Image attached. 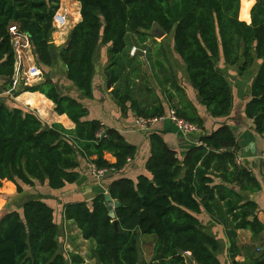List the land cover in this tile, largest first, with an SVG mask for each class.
<instances>
[{"label":"trees","instance_id":"trees-1","mask_svg":"<svg viewBox=\"0 0 264 264\" xmlns=\"http://www.w3.org/2000/svg\"><path fill=\"white\" fill-rule=\"evenodd\" d=\"M74 1L79 4L80 21L69 31L65 44L56 48L50 41L61 0H0L2 91H11L8 96L12 97L40 93L53 103L57 115H65L74 125L71 130L60 124L48 126L15 104L8 107L0 98V187L3 182L8 189L13 184L17 194L37 184L56 191L76 183L80 158L90 160L89 171L93 165L106 168V176H116L132 161L136 147L116 129L87 119V108L75 96L87 101L94 98L92 79L100 46H108L106 73L113 86L125 71L127 37L134 34L143 43L154 30L171 35L173 53L184 64L199 104L212 118L227 119L233 108L232 90L218 68L220 57L226 66H238L240 75L254 60L261 61L244 115L254 133L264 137V0H255L253 6L252 0ZM238 14L242 20L250 16V23L239 21ZM11 26L28 37L38 68L46 75L59 62L61 77H43L36 85H21L14 91L11 83L16 60ZM155 44L142 50L147 48L145 57L152 71L164 70L159 93L167 100L165 93L171 88L183 96L181 107L171 108L200 129L196 134L200 135L199 144L179 159L160 134L149 133L148 176L139 175L135 181L120 176L106 188L118 204L113 209L114 218L109 217L105 194L101 193L90 203L64 204L62 220L71 222L84 241L94 243L97 264H143L140 236L155 238L150 264H189V260L193 264H222L224 247L230 264H264V227L257 219V205L250 199L261 187L249 169L237 166L239 144L226 124L210 133L202 132V119L163 66L168 62L165 46ZM133 59H138L137 55ZM109 94L124 113L127 95L119 87ZM169 110H164L157 97L137 116L151 119ZM106 154L113 163L104 158ZM43 199L40 194L26 199L20 212L0 216V264H83L77 253L70 255L69 263L66 260L60 246L59 212ZM201 214L222 227L225 244L204 231L197 217ZM238 231L251 233L250 242L258 247L257 254L239 247ZM241 256L243 260L237 261Z\"/></svg>","mask_w":264,"mask_h":264},{"label":"crops","instance_id":"crops-1","mask_svg":"<svg viewBox=\"0 0 264 264\" xmlns=\"http://www.w3.org/2000/svg\"><path fill=\"white\" fill-rule=\"evenodd\" d=\"M254 3L255 0H252V6ZM61 6L63 5H60V7ZM76 11H79L78 3H76ZM78 17L79 18L78 20H75L74 25L70 27L67 32H65L67 35L68 32L80 21V15H78ZM238 20L249 24L250 16H248V20H242L238 14ZM56 32L59 36L58 41L62 39V41L57 42V46L59 47L65 44L67 38H62V36L65 34L63 31L56 30ZM129 36L132 42L129 44V40L127 43L129 52L128 57L124 61L125 71L122 73L121 79L113 84L110 90L106 89L108 81L106 68L108 66L107 61L110 59L108 57V59L106 58V60H103L104 57L101 54L99 59H96L94 66V76L92 79L94 98L90 101H87L80 97V95L78 96L76 92L75 93L78 97L75 95L74 96L82 105L87 108V119H96L102 125L116 129L120 134L123 135L128 143L136 147V155L121 172L116 174V176L109 174L108 176L100 179H96L90 174V160L80 158L77 169L79 177L76 183L68 185L63 189L52 191V194L47 192L46 195L52 196L53 200L43 199L47 205H53L55 210L59 212L58 217L60 220H62V207L64 204L82 201L90 203L97 194H107L106 188L113 179L121 176L135 181L139 175L148 176V174L145 172V163L149 153V133L157 132L160 134L168 148L175 151L179 159L183 158L190 148L197 145V139L200 135H190L183 137L178 134L173 125L168 121L158 123L146 131H138L135 127L133 119L138 117V111L149 108L157 97L163 105L164 110H167L172 109L171 105L180 108L183 96L171 88H168V92L165 93L167 100L164 95L159 93L160 88L158 83L160 81V76H164V70L159 67L155 68V71H152V68H150L145 57L147 48L142 50L143 46L149 47L148 42L150 38L148 37L142 43L134 34ZM156 38L157 37L155 36V46L161 43L166 49H164V51L165 54L167 53L166 57L168 62L163 64V66L165 70L167 69L169 76H172L177 84L184 89L187 99L196 109L200 119H202L204 123V131L202 132L210 133L211 130H216L220 124L224 123L230 128L236 137L240 148L237 156L243 167L249 169L252 172L261 187L258 193L250 196V199L257 205V219L258 222L264 227V155L261 154L264 137H260L254 133L252 129V123L248 121L244 115L245 104L250 97V85L257 73L261 61L254 60V63L247 70V72L240 75L238 72V66H226L224 64V59L220 57L218 68L222 71L225 80L228 82L232 90L233 108L229 118L216 119L212 118L206 109L199 104L196 93L188 81L184 64L180 61L178 56L173 53L171 35H165V37L161 40H157ZM132 49H135V55H137L136 53L138 51H141L142 55H137L138 59L132 60V56H130ZM143 51H145V53ZM139 63L142 64V67L140 68L137 67ZM21 64L22 67H18L14 74L15 78L18 79L19 82L14 88V91L21 89V72L25 73L27 66L31 65V63H27V58L23 59ZM0 82L1 85L4 84L2 79H0ZM39 82L41 81L35 80L32 84L35 83L34 85H36ZM61 84L62 80H60V82L56 85L60 87ZM117 87H119L120 91L124 92L128 98L125 103L124 113L120 111L119 107L116 105V102L109 94L114 88ZM71 92H73V88H71ZM8 95L10 94L4 92V95H1L0 98L6 97ZM15 102L16 107L25 113L29 112L34 114L38 119L48 126H51L52 124H60L66 130H71L74 128L73 123L65 115L59 116L54 112L53 103L47 100L40 93H20L16 96ZM104 158L109 163L114 162V159L108 154H106ZM24 192L25 191L23 189V193ZM197 217L201 222V225L204 227L205 232L212 233V235L215 236L219 241H223L224 244L226 243L221 226L212 224L210 222V218L205 214H201ZM59 226L61 230L63 228L62 239L65 246L63 247L64 251H66V247H71V242L74 241V238L78 240L79 237V242L81 243L74 248L79 249L82 244H87V241H84L83 239L82 240L84 243H82L80 236L77 235L79 233L77 229H75L74 233L70 232L72 229L71 227H75L71 222L62 220L59 222ZM237 235L239 238L238 245L240 247L243 246L241 241L245 242V240H241V237H246V239L248 238V241L250 242L251 233L249 231H238ZM262 236L264 240V232L262 233ZM223 250L224 252L220 255L222 264H230V260L226 255L225 247ZM69 252L75 253L76 251L74 252L72 249H70ZM78 254L81 255L80 253ZM242 260L243 257H237V261Z\"/></svg>","mask_w":264,"mask_h":264},{"label":"rangeland","instance_id":"rangeland-1","mask_svg":"<svg viewBox=\"0 0 264 264\" xmlns=\"http://www.w3.org/2000/svg\"><path fill=\"white\" fill-rule=\"evenodd\" d=\"M60 5H63V6H61L63 8L60 7L58 12L65 14V17H64L65 22H64V25H62V27H60V25H58L59 29L55 28L56 24L54 25V22H53L54 28L52 29L53 32H52L51 39H52V44H54L56 46V48L58 47L57 42L62 41V39L60 41H58L59 36L57 35L56 30L63 31L64 33L67 32L68 29L74 25L75 20L79 18L78 15H80L79 11H76V2L74 0H61ZM151 35H152V37H150L148 45H151L154 42L155 35L152 32H151ZM67 36H68L67 33H65L62 36V38L65 39V38H67ZM164 37H165V34L161 38H156V39L161 40ZM129 40H130V36L127 37L126 42L128 43ZM131 42L132 41L130 40L129 44H131ZM107 47L108 46H100V55L101 54L103 55V57H104L103 60H106V58L108 59ZM40 72H41V75L39 76V80H37V81H43V77L47 78V76H49L52 79H54L55 77H61L62 68H61L60 63L57 62L56 65L51 70L46 71V75H45V73H43L42 70H40ZM34 84H31V85H34ZM2 85H1V89L3 87ZM31 85H29V86H31ZM106 89H107V87H106ZM1 98L2 99L4 98L6 100L8 107L13 108L12 106L14 104L16 106V102H15L16 97L8 96V97H1ZM181 105H182V103H181ZM198 144H199V142H197V145ZM235 162H236L238 167H243L239 158L235 157ZM5 185H6V182H3L2 186L0 187V216L9 212V211L20 212V210H21L20 207H21L22 203L24 202V200L29 199V198H34L36 196H39V194L46 199H52V196L46 195L47 192L52 194V191L48 190L47 187L38 186V184L32 188L25 187L24 188L25 192L24 193L22 192L21 194L16 193L15 186L13 184H11L10 189L6 188ZM71 228L72 229L70 230V232L74 233L76 228L73 226ZM61 234L63 237V228H62V233L59 232V235H60L59 239H60V246L62 247L61 249H62L68 263H69L70 255L74 254L73 252H69V250L72 249V251H74V252L76 251L75 253L81 254V257H83L82 258L83 264H97V262L93 256V251H92L94 249V243L93 242L87 241V244H82L79 249L74 248L75 246H78L79 244H81L79 242V237L77 236L78 240H76V238H74V241L71 242V247H66V251H64L63 247H65V246H64L63 239L61 238ZM77 235H79V233ZM154 239H155L154 236H140V238H139V253H140L141 259L143 260V264H150L149 262H150L151 255H152V245H153ZM80 240L82 241V243H84L81 237H80ZM241 240H245V242H243V241H241V242L243 243L242 245L246 248V251L248 253H251V255L258 253L257 252L258 247L254 246L253 243L249 242L248 238L246 239V237H241ZM243 246H241V247H243ZM248 253L246 255H248ZM241 257H243V256H241ZM188 263L193 264V263H191V260H189Z\"/></svg>","mask_w":264,"mask_h":264},{"label":"built area","instance_id":"built-area-1","mask_svg":"<svg viewBox=\"0 0 264 264\" xmlns=\"http://www.w3.org/2000/svg\"><path fill=\"white\" fill-rule=\"evenodd\" d=\"M65 14H62L60 12L56 13L54 16L53 22L56 29L58 28V25L62 27L65 22ZM56 22V23H55ZM54 27V26H53ZM9 33L11 37V46L13 48L14 54H15V66H14V74L17 71L18 67H22L21 61L25 58H27V63H31L30 66H27L25 69V73L21 72V80L22 86L29 87L35 80H39V76L41 75L40 69L33 61V55L31 52V47L29 43V39L26 35H22L18 32L16 26H11L9 28ZM133 54V50L131 52ZM29 56V58H28ZM31 59V60H30ZM18 79L15 78V75L12 77V88L14 89L18 85ZM11 91H7L6 93L9 94ZM4 95V92L1 89L0 85V96ZM168 121L170 124L173 125V127L176 129L179 135L183 137H187L190 135H196L200 133V129L192 124L189 123L177 116V113L175 110H169L167 114L161 117H155L151 119H146L143 117H136L134 119L135 127L138 131H146L149 128L155 126L158 123H162ZM109 171L106 168H97L95 165L91 166L90 174L92 177L96 179L103 178L107 175Z\"/></svg>","mask_w":264,"mask_h":264},{"label":"water","instance_id":"water-1","mask_svg":"<svg viewBox=\"0 0 264 264\" xmlns=\"http://www.w3.org/2000/svg\"><path fill=\"white\" fill-rule=\"evenodd\" d=\"M153 34L157 38H161L164 35V33L159 31V30L153 31ZM51 42H52V40L50 41V43ZM137 55H142V52L138 51ZM109 59H110V57H109ZM106 87H107L108 90L110 89V87H111L110 81L107 82ZM105 201H106V205H107V208H108L109 217L110 218H114L113 209L118 207V204L116 202H113L108 194H105ZM114 228H115V230H117V223L116 222H114Z\"/></svg>","mask_w":264,"mask_h":264},{"label":"clouds","instance_id":"clouds-1","mask_svg":"<svg viewBox=\"0 0 264 264\" xmlns=\"http://www.w3.org/2000/svg\"><path fill=\"white\" fill-rule=\"evenodd\" d=\"M154 31H155V30H154ZM132 50H133V54L131 53ZM132 50H131V52H130V56L133 57V56L135 55V49H132ZM143 52L145 53V51H143ZM136 54H137V53H136ZM108 81H110V80L108 79ZM29 87H30V86H29ZM170 110H171V109H170ZM172 110H174V109H172ZM135 118H136V117H135ZM135 118H134V119H135ZM134 119H133V121H134Z\"/></svg>","mask_w":264,"mask_h":264}]
</instances>
